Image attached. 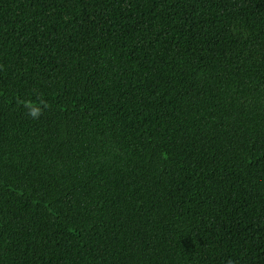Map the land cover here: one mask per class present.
Masks as SVG:
<instances>
[{"label": "trees", "instance_id": "16d2710c", "mask_svg": "<svg viewBox=\"0 0 264 264\" xmlns=\"http://www.w3.org/2000/svg\"><path fill=\"white\" fill-rule=\"evenodd\" d=\"M0 264H264V0H0Z\"/></svg>", "mask_w": 264, "mask_h": 264}]
</instances>
